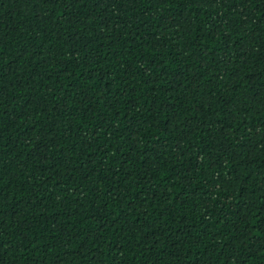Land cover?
Masks as SVG:
<instances>
[{"label":"trees","instance_id":"obj_1","mask_svg":"<svg viewBox=\"0 0 264 264\" xmlns=\"http://www.w3.org/2000/svg\"><path fill=\"white\" fill-rule=\"evenodd\" d=\"M0 264H264V0H0Z\"/></svg>","mask_w":264,"mask_h":264}]
</instances>
